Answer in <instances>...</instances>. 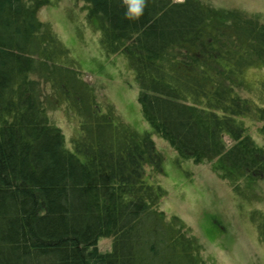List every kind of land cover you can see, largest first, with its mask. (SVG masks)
<instances>
[{
	"label": "trees",
	"instance_id": "1",
	"mask_svg": "<svg viewBox=\"0 0 264 264\" xmlns=\"http://www.w3.org/2000/svg\"><path fill=\"white\" fill-rule=\"evenodd\" d=\"M49 1L0 0V264H216L160 209L165 191L145 175L163 165L151 133L97 102L39 19ZM77 1L102 53L126 61L149 130L252 201L264 148L244 118L264 121V74L248 86L244 72L264 65V19L204 0H143L139 15L140 0ZM58 103L78 116L69 142L48 115ZM251 219L264 244V211Z\"/></svg>",
	"mask_w": 264,
	"mask_h": 264
},
{
	"label": "rangeland",
	"instance_id": "2",
	"mask_svg": "<svg viewBox=\"0 0 264 264\" xmlns=\"http://www.w3.org/2000/svg\"><path fill=\"white\" fill-rule=\"evenodd\" d=\"M204 1L215 7L258 14L264 19V0ZM37 15L55 29L69 58L77 63L83 79L94 88L97 102L102 106L111 105L120 120L133 129L151 133L163 157V165L157 172L146 169L145 175L165 191L160 199V209L167 215H176L191 229L202 246L203 256L209 261L216 264H264V244L259 241L256 225L251 219L252 210L264 211V177L256 184L252 201H245L211 170L210 164L178 158L168 142L149 130L137 100L138 87L126 61L121 55L102 53L98 31L85 19L83 3L50 0L38 9ZM263 74L262 64L246 69V85L253 86ZM48 115L69 142L77 129V114L58 103L51 109L48 107ZM244 122L250 137L264 148V130H261L264 121L253 122L244 118ZM111 247V238H101L97 242L100 252H108Z\"/></svg>",
	"mask_w": 264,
	"mask_h": 264
},
{
	"label": "clouds",
	"instance_id": "3",
	"mask_svg": "<svg viewBox=\"0 0 264 264\" xmlns=\"http://www.w3.org/2000/svg\"><path fill=\"white\" fill-rule=\"evenodd\" d=\"M143 0H140V8L137 10V15H139L140 11L142 10Z\"/></svg>",
	"mask_w": 264,
	"mask_h": 264
},
{
	"label": "bare ground",
	"instance_id": "4",
	"mask_svg": "<svg viewBox=\"0 0 264 264\" xmlns=\"http://www.w3.org/2000/svg\"><path fill=\"white\" fill-rule=\"evenodd\" d=\"M66 107V106H65Z\"/></svg>",
	"mask_w": 264,
	"mask_h": 264
}]
</instances>
